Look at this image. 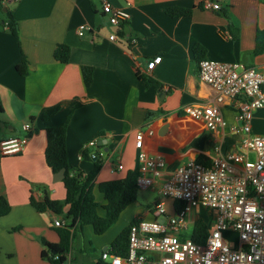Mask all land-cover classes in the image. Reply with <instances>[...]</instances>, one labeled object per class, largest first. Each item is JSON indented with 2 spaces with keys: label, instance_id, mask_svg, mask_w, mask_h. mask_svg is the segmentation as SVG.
Segmentation results:
<instances>
[{
  "label": "crops",
  "instance_id": "obj_1",
  "mask_svg": "<svg viewBox=\"0 0 264 264\" xmlns=\"http://www.w3.org/2000/svg\"><path fill=\"white\" fill-rule=\"evenodd\" d=\"M106 1L129 14L117 41L109 39L116 29L102 13L101 0L0 1L1 134L27 137L20 153L5 156L0 163V195L10 205L9 212L0 217V264H51L55 252L42 241L59 243L54 219L64 220L63 227L69 225L62 215L38 212L29 202L30 197L41 200L45 195L60 202L65 199L62 181H53L44 159L47 134L40 116L48 109L58 108L51 117L54 125L68 119L65 145L71 172L86 175L93 170L96 156L85 159L83 151L96 153L102 161L91 182L100 215L104 200L97 185L138 168V131L143 133L142 150L164 160V170L154 185L138 191L136 200L125 208H131L125 226L133 220L154 218L151 206L158 200V188L179 166L199 155L208 159L223 155L237 148L244 135L232 129L233 101L226 100L221 106L226 124L219 134L208 130L202 120L186 115L183 108L201 106L216 95L198 78L197 63L202 58L193 52L196 44L204 49L205 59L238 62L264 72V51L254 54L256 32L264 29V0H216L220 10L205 8L202 0ZM174 7L189 9L190 14L166 12ZM7 10L17 23V35L8 29ZM81 24L88 27L83 36L77 33ZM59 44L69 47L66 63L53 57ZM22 55L28 62L23 75L16 69ZM157 56L160 61L146 73L147 61ZM85 66L93 71L89 86L83 83ZM148 80L157 86L147 85ZM263 122L264 111H253L251 133L264 134ZM24 123L29 124L28 131L22 129ZM93 139L101 144L94 149L85 147ZM68 208L64 204L62 210ZM165 208L174 212L176 202L167 200ZM209 212L211 219L205 221L211 226L214 212ZM70 232L63 264H110L101 253L111 249L118 234L97 239L105 232L96 235L91 226L77 224Z\"/></svg>",
  "mask_w": 264,
  "mask_h": 264
},
{
  "label": "built area",
  "instance_id": "obj_2",
  "mask_svg": "<svg viewBox=\"0 0 264 264\" xmlns=\"http://www.w3.org/2000/svg\"><path fill=\"white\" fill-rule=\"evenodd\" d=\"M101 4L108 24L116 29L109 39L117 41L122 36L119 27L129 20V14L111 7L106 0H101ZM203 6L221 9L216 0H203ZM86 29V25H79L78 35L83 36ZM160 58L147 61L146 73L153 70ZM197 67L199 80L212 87L216 95L201 106H185L184 113L202 120L208 130L219 134L226 124L221 106L226 100L233 101L232 129L244 135L237 148L210 157L208 163L189 160L163 180L158 188V200L151 206L154 218L137 219L129 225L126 254L101 253V258L110 264H264V134L250 131L252 112L264 111V72L238 62L205 58L198 61ZM22 129L28 131L29 124L24 123ZM148 133L152 135L154 131L149 129ZM142 139L143 133L138 131L135 146L139 148L137 187L140 191L152 187L165 167L161 157L142 150ZM26 142V136L4 137L0 153L16 155ZM97 146L96 139L85 145L91 149ZM215 151L219 152L218 145ZM250 152L254 155L251 161ZM167 200L180 206L168 213ZM200 206L213 211L214 219L205 240L196 243L190 234L202 218L198 215L196 219L194 214V209ZM157 217H163L164 221L159 222ZM53 225L63 227L65 223L56 218ZM225 231L238 234L235 247L225 239Z\"/></svg>",
  "mask_w": 264,
  "mask_h": 264
},
{
  "label": "trees",
  "instance_id": "obj_3",
  "mask_svg": "<svg viewBox=\"0 0 264 264\" xmlns=\"http://www.w3.org/2000/svg\"><path fill=\"white\" fill-rule=\"evenodd\" d=\"M1 1V0H0ZM203 1V0H202ZM260 1V0H258ZM166 12L172 16H181L190 14L189 9L182 8H168ZM8 14L7 26L9 31L13 35H17V23L12 17L11 13L7 10ZM120 25L119 30H121ZM264 51V29L257 30L255 36L254 54H260ZM193 52L199 55V58H203L204 49L196 44L193 47ZM53 57L61 62L66 63L69 59V47L64 44H59L53 52ZM28 62L24 55H22L21 62L16 66L19 74L23 75L27 72ZM92 68L82 67V78L85 86H89L92 82ZM147 85L157 86V83L151 80L147 81ZM2 106L0 103V113L2 112ZM58 110L57 107H53L43 112L40 116L43 129L47 134V145L44 151V159L46 165L54 174L61 168H65L64 177L61 180L65 188V199L63 202L50 199L48 196H44L41 200H35L33 197L29 198L30 204L38 211L43 212L50 210L55 214L62 215L69 221V225L66 227H58L57 232L60 238L58 244H51L46 241H42L50 251L55 252L50 256L51 264H60L64 262V254L67 252L70 242V228L77 225L91 226L93 233L96 235H102L109 227L117 220L120 213L131 203L136 200L138 194L137 176L138 168L128 170L124 177L110 179L103 181L97 185V191L102 195L104 204L101 205L103 214L100 215L97 211L98 202L96 201L92 190L91 182L102 166V161L97 157V154H90L88 151H83L82 156L85 159L93 160V156L96 159L93 160V170L84 175L81 171L71 172L67 164V151L65 145L67 121L62 125H54L51 121V117ZM1 123V121H0ZM31 131V130H30ZM29 131V132H30ZM0 126V142L3 139ZM5 156L0 153V163ZM199 163H208L209 159L203 155H199L196 159ZM68 204L69 208L66 212L62 210L63 205ZM180 203H176V207H179ZM10 210V205L7 199L0 195V217L5 216ZM131 221L125 226L119 234L115 237L111 244V253L124 256L127 250L128 231L129 225L135 222ZM208 225L202 218L198 220L196 226L192 230L190 237L196 243H202L208 234ZM18 227L13 228L16 230ZM44 256V252L42 253Z\"/></svg>",
  "mask_w": 264,
  "mask_h": 264
},
{
  "label": "rangeland",
  "instance_id": "obj_4",
  "mask_svg": "<svg viewBox=\"0 0 264 264\" xmlns=\"http://www.w3.org/2000/svg\"><path fill=\"white\" fill-rule=\"evenodd\" d=\"M263 126H264V122H263ZM249 159H250V161L254 159V155L251 152L249 153ZM140 193L141 192H138V194H140ZM130 210H131V208L128 209V210L125 209L123 212H121L119 217L117 218V220L109 227V229L104 233V235L103 236H98L97 239L110 238L111 236L114 237L116 234H118V231L122 230V228L129 222V220H130L129 218L131 216ZM194 214L195 215L198 214L204 220H210L211 219V212H209L208 210L204 209L201 206L200 207H196L194 209ZM157 220L159 222H163L164 218L163 217H158ZM223 234H224L225 239L229 241V245L231 247H235L237 245V242H238V234L237 233H233V232H230V231H225ZM100 250L101 249L99 248L98 251H100ZM97 253L98 252H95L94 254L96 255Z\"/></svg>",
  "mask_w": 264,
  "mask_h": 264
},
{
  "label": "water",
  "instance_id": "obj_5",
  "mask_svg": "<svg viewBox=\"0 0 264 264\" xmlns=\"http://www.w3.org/2000/svg\"><path fill=\"white\" fill-rule=\"evenodd\" d=\"M0 125H3V123H0ZM101 141H97V145H100ZM65 168H61L58 172L53 174V181H59L62 180L64 177Z\"/></svg>",
  "mask_w": 264,
  "mask_h": 264
}]
</instances>
